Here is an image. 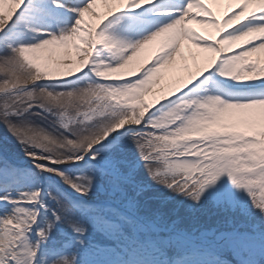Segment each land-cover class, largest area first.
Instances as JSON below:
<instances>
[{"label":"snow or ice","instance_id":"1","mask_svg":"<svg viewBox=\"0 0 264 264\" xmlns=\"http://www.w3.org/2000/svg\"><path fill=\"white\" fill-rule=\"evenodd\" d=\"M262 52L264 0H0V264H264Z\"/></svg>","mask_w":264,"mask_h":264},{"label":"rangeland","instance_id":"2","mask_svg":"<svg viewBox=\"0 0 264 264\" xmlns=\"http://www.w3.org/2000/svg\"><path fill=\"white\" fill-rule=\"evenodd\" d=\"M212 7H213L214 11L217 12L218 16H222L225 8L227 7V4L222 2L219 4L212 5ZM192 26L197 28L198 31H205L202 26L195 25V24H193ZM184 53H185V56L189 57L188 63H189L191 70H194L193 67L195 66L191 57L193 55H195L197 57V59H200L204 55L203 53L200 52L199 49L195 48L194 45H189V44H187V42L185 43ZM147 54H150V53H145V55H147ZM258 55H260L261 58L264 59V52H262ZM167 71H176V72L183 74L185 71H188V70L184 69L182 67H177L175 69H165V72H167Z\"/></svg>","mask_w":264,"mask_h":264},{"label":"bare ground","instance_id":"3","mask_svg":"<svg viewBox=\"0 0 264 264\" xmlns=\"http://www.w3.org/2000/svg\"><path fill=\"white\" fill-rule=\"evenodd\" d=\"M193 68L195 70V66ZM186 74H187V71H185L183 74L176 72V71L165 72V79L162 81V86H163L164 92L166 93L168 87L171 86L177 78L184 76ZM158 87H161V86H158ZM150 99H151V97H150Z\"/></svg>","mask_w":264,"mask_h":264}]
</instances>
